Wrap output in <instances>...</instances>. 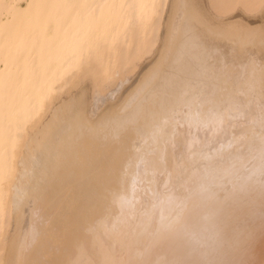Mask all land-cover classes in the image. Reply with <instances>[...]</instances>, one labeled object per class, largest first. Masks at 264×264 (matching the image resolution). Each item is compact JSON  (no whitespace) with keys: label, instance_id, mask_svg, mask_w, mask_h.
Segmentation results:
<instances>
[{"label":"bare ground","instance_id":"6f19581e","mask_svg":"<svg viewBox=\"0 0 264 264\" xmlns=\"http://www.w3.org/2000/svg\"><path fill=\"white\" fill-rule=\"evenodd\" d=\"M0 264H264V0H0Z\"/></svg>","mask_w":264,"mask_h":264},{"label":"rangeland","instance_id":"374dc122","mask_svg":"<svg viewBox=\"0 0 264 264\" xmlns=\"http://www.w3.org/2000/svg\"><path fill=\"white\" fill-rule=\"evenodd\" d=\"M22 3V6L21 7H23L24 6V3L23 2H21Z\"/></svg>","mask_w":264,"mask_h":264}]
</instances>
